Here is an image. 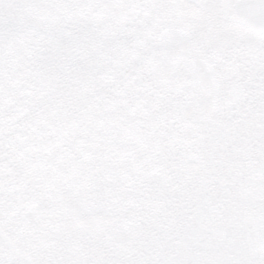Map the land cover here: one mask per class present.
I'll return each mask as SVG.
<instances>
[{"label": "snow or ice", "instance_id": "1", "mask_svg": "<svg viewBox=\"0 0 264 264\" xmlns=\"http://www.w3.org/2000/svg\"><path fill=\"white\" fill-rule=\"evenodd\" d=\"M0 264H264V0H0Z\"/></svg>", "mask_w": 264, "mask_h": 264}]
</instances>
